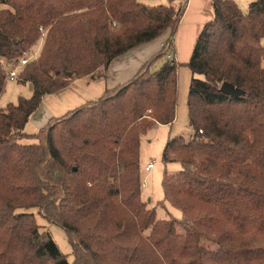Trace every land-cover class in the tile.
Wrapping results in <instances>:
<instances>
[{
  "label": "trees",
  "instance_id": "1",
  "mask_svg": "<svg viewBox=\"0 0 264 264\" xmlns=\"http://www.w3.org/2000/svg\"><path fill=\"white\" fill-rule=\"evenodd\" d=\"M174 1L0 0V58L17 59L45 30L18 74L30 97L0 107V264H68L30 208L64 229L72 264H264V0L246 12L211 0L186 63L192 134L169 137L161 153L181 164L162 178L181 218L156 219L142 199L141 138L175 117L176 62L155 67L185 8ZM167 30L130 80L24 131L44 96ZM223 82L242 94H224ZM5 86L0 68V95Z\"/></svg>",
  "mask_w": 264,
  "mask_h": 264
},
{
  "label": "rangeland",
  "instance_id": "2",
  "mask_svg": "<svg viewBox=\"0 0 264 264\" xmlns=\"http://www.w3.org/2000/svg\"><path fill=\"white\" fill-rule=\"evenodd\" d=\"M139 1L151 6L167 4V0ZM238 1L240 6H237L239 8L241 7L240 9L243 12H246L247 4L250 2V0ZM175 3L177 4L178 0L175 1ZM2 7L5 6L0 4V8ZM262 44H264V38L262 39ZM168 53H171L170 49ZM180 58L181 56H179L175 61L177 66V94L174 120L170 126L152 127L142 136L140 142L139 163L141 182H145V185L141 186V196L142 199L147 202L148 208H154L156 219L181 218L180 210L169 204L167 201H164L162 187L164 171L168 173H175L181 169V164L177 162L164 164L161 160V153L164 144L169 137L181 135L185 138H189L192 134V129L188 124L186 106L188 86L192 77V72L187 66V62H181ZM166 60H169L167 56L162 57L156 62L155 67H159ZM262 64L264 66V59L262 60ZM196 77H201V75H196ZM31 93L32 87L29 82H19L17 80L7 81L4 92L0 95V107H5L8 103H16L19 97L28 98L30 97ZM31 124H34L33 126L35 127V130H33L32 133H36L39 131V129H41V126L36 128V123L32 122ZM30 127L31 125L28 126L27 129ZM22 141L24 143L36 142V140L33 138L24 139ZM150 161L153 162V167L149 171H146L144 169V165ZM28 211L34 214V218L37 224L40 226V230L47 232L57 245L59 251L66 256L68 264H72V246L64 229L54 223L47 221L36 208H30Z\"/></svg>",
  "mask_w": 264,
  "mask_h": 264
},
{
  "label": "crops",
  "instance_id": "3",
  "mask_svg": "<svg viewBox=\"0 0 264 264\" xmlns=\"http://www.w3.org/2000/svg\"><path fill=\"white\" fill-rule=\"evenodd\" d=\"M182 1H186V4L174 36V46L170 49V54L175 61L181 56V62H187L203 25L213 17V10L211 0H178V2ZM234 1L240 6L238 0ZM168 36L169 30L156 39L138 45L115 57L107 66H101L89 75L74 79L64 89L44 96L39 107L30 115L24 131L32 133L35 130L32 122L36 123V128L42 127L50 119L57 118L74 107L98 98L106 89L130 80L140 66L159 51L161 44L165 42ZM171 124H159L157 126H170ZM30 125L31 127L27 129Z\"/></svg>",
  "mask_w": 264,
  "mask_h": 264
},
{
  "label": "built area",
  "instance_id": "4",
  "mask_svg": "<svg viewBox=\"0 0 264 264\" xmlns=\"http://www.w3.org/2000/svg\"><path fill=\"white\" fill-rule=\"evenodd\" d=\"M39 31L40 39L36 45L37 47L35 46L33 48L25 50L17 59L6 60L5 58H0V68L4 73L6 82L18 80V74L23 69V67L28 64V62H30L31 60L37 58L42 46L43 38L45 36V30L42 27H39ZM166 56L169 60H173L172 56L169 53H167ZM199 132H201V130H199ZM152 167L153 162L150 161L146 163L144 169L146 171H149ZM142 185H145V182H143Z\"/></svg>",
  "mask_w": 264,
  "mask_h": 264
},
{
  "label": "water",
  "instance_id": "5",
  "mask_svg": "<svg viewBox=\"0 0 264 264\" xmlns=\"http://www.w3.org/2000/svg\"><path fill=\"white\" fill-rule=\"evenodd\" d=\"M70 75V74H69ZM220 90L229 96H239L242 94V91L228 82H223L220 86Z\"/></svg>",
  "mask_w": 264,
  "mask_h": 264
}]
</instances>
